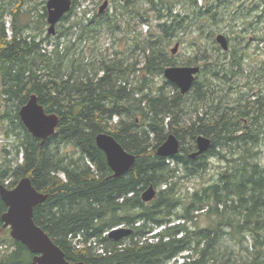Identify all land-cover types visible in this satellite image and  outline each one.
Here are the masks:
<instances>
[{
	"label": "trees",
	"instance_id": "trees-1",
	"mask_svg": "<svg viewBox=\"0 0 264 264\" xmlns=\"http://www.w3.org/2000/svg\"><path fill=\"white\" fill-rule=\"evenodd\" d=\"M124 1L127 5L133 3L132 0ZM145 1L157 14L158 31L142 38L140 46L135 44L143 54L141 68L120 58H102L100 67L90 73L88 66L71 56L70 49L76 40H93L97 30L107 26L109 21L102 18L92 17L85 23L84 17L74 21L59 31V35L73 34L78 26L75 41L62 48L55 42L51 51L41 48L49 34L40 39L36 35L22 38L20 28L14 25L8 39L4 24L0 22V93L10 111L2 117L9 120L11 133L18 136V148L22 153L21 164L7 163L0 167V183L13 188L21 178L28 177L35 189L46 195L45 201L34 207L33 220L70 262L264 264V170L249 162V157L254 155L249 147L244 149L248 153L245 165L226 173L220 183L202 187L185 198L176 188L179 167L185 170L181 177H192L206 168L207 156L217 155V145L235 140L240 147L241 143L249 145L256 140L257 134L250 129L238 136L233 133L239 129L240 116L253 121L261 116L264 119V96L246 100L244 108L235 114L227 105L217 113L216 105L213 112L205 111L180 129L177 113L182 110L184 97L178 87L165 82L173 89L167 96L163 87L155 91L146 81L150 75L162 74L166 66L175 65V57L165 49V43L186 27L188 18L190 22L210 18L206 15L212 8L203 9L198 5L199 0H180L191 7L190 13L181 16L180 12H172L173 5H167L168 0ZM75 5L76 0H72L71 9L61 21L69 20ZM115 7L119 8L117 4ZM43 9L40 23L45 22L47 13L45 6ZM129 10L132 9H126L127 14ZM146 15H141V21L148 23ZM191 16L194 19L191 20ZM237 61L232 57L227 75H234ZM188 63L197 65L191 60ZM215 69H210L211 76L215 75ZM136 70L143 72L140 87L135 88L139 96L128 86L129 75ZM203 70L200 66L198 74ZM198 74L191 89L197 92L196 100L206 102L210 84L199 82ZM204 87L206 90L202 91ZM33 93L45 112L59 116L54 134L43 142L28 132L18 114ZM139 115L143 116L142 125L136 123ZM115 116L119 120L112 124L110 121ZM165 125L178 139L184 132L189 134L192 141L188 146L191 150L194 148L193 151L196 150L195 137L199 134L209 137L211 145L205 153L192 158L193 151L189 153L190 149L184 148L179 140L177 154L159 156L156 148L166 138ZM99 132L111 134L126 151L135 155L126 173L113 176L104 152L95 143V135ZM150 134L156 139L153 144L149 142ZM69 146L71 149L67 150ZM242 171H247L246 176L239 179ZM150 185L156 189V199L144 202L141 193ZM180 205L182 211L177 212ZM5 210L6 205L0 199V216ZM195 211H204L214 217V225L189 229L187 223L194 221ZM118 225L130 227L132 233L120 240L104 234ZM218 225L233 228L238 234L249 232L256 240L254 253L242 261L222 257L215 246L220 232ZM157 228L159 230L153 233ZM90 240L101 245L103 253L97 252L92 242L88 245ZM9 242L12 250L0 259V264H31L33 254L28 248L10 235ZM78 245L83 247L78 248ZM178 256L182 261L178 262Z\"/></svg>",
	"mask_w": 264,
	"mask_h": 264
},
{
	"label": "rangeland",
	"instance_id": "rangeland-1",
	"mask_svg": "<svg viewBox=\"0 0 264 264\" xmlns=\"http://www.w3.org/2000/svg\"><path fill=\"white\" fill-rule=\"evenodd\" d=\"M104 1L76 0L69 20L67 22L60 20L55 25L53 34L48 32L47 13L45 22L40 23L41 14L44 12L43 7H46L47 0H0V22L4 24L8 39L13 34L14 25L20 28L22 38L27 35H36L37 39H40L49 34L48 40L42 43L41 48L51 51L55 42H59V48H62L66 44L70 46L75 41L78 26H75L77 29L73 30V34L59 35V31H63L74 21L84 17L85 23L92 17L102 18L109 21L107 26L98 29L93 40H76V44L70 49L71 56L78 58L85 66H88L90 73L100 67L102 58L108 60H113V57L116 60L120 58L132 66L135 65L136 68H141L144 63L143 54L140 47L135 44L140 46L142 38H147L150 33L154 34L158 31L157 14L145 0H132L133 3L130 5H127L124 0H107L106 8L102 13H99L98 8ZM116 4L119 7L117 10L115 9ZM167 5H173L172 12H180L181 16L190 13L191 10L187 3L180 0H168ZM198 5L203 9L205 7L212 8V11L206 15L210 18L202 17L191 22L188 18L185 21L186 27L176 36L171 37L170 41L164 45L165 49L175 57V65H191L188 63L191 60L204 67V70L198 74L197 80L204 84H210L205 95L206 102L195 99L197 93H195V89L182 94L184 97L183 107L177 113L180 129L190 124L205 111L213 112L216 105L217 113H221L222 107L227 105L233 109L230 112L235 114L238 112L237 110L244 108L243 104L246 100L252 101L259 95L264 96V0H199ZM128 8L132 10H129L127 14L126 9ZM145 13L149 19L148 23L141 21V15H145ZM219 33L224 34L228 39L229 49L227 51H224L215 40ZM176 42L179 43V46L176 53H172L171 50ZM232 57L237 58L238 65L234 69V75H227ZM205 63L208 64L207 68ZM214 67H216V73L211 76L210 69ZM142 73V70L130 73L129 89L140 87ZM167 81L162 73L150 75L146 82L155 91L158 87H163L167 96H170L173 89L165 83ZM1 88L0 84V90ZM136 89L135 96H139L140 93ZM203 89L205 91L206 87ZM5 104L6 101L0 93V167L7 163L12 166L22 163V153L18 148V136L11 133L9 120L2 117L6 111H9ZM224 114L228 115L229 113ZM118 120V116H115L110 122L116 124ZM142 120L143 116L139 115L136 123L142 125ZM167 120L168 118L164 122L166 123ZM239 122V129L233 134L238 136L250 129L257 134L256 140L253 143L249 142V145L241 143L240 147L235 140L217 145V155L207 156L206 168L192 177H181L185 170L183 167H179L178 176L180 179L177 180L176 188L181 196L185 198L202 187L215 182L218 184L221 182L222 176H226V173L234 172L240 166H244V159L248 156L247 151L244 150L246 147H249V150L254 154L249 157V162L256 163L259 168L264 170V119L261 116L259 120L253 121L250 117L240 116ZM165 130L166 136L171 133L168 132L166 125ZM182 136H180L181 139L179 138L182 140V146L190 149L191 147L188 146L192 141L190 135L184 132ZM155 140L154 134H150L149 142L153 144ZM66 149L70 150L71 147ZM193 149H190L189 153ZM171 165L173 163H170ZM246 172L242 171L239 179H243ZM59 175L64 178L62 173ZM220 209L222 207H219ZM176 211L181 212L182 205ZM194 214L196 215L194 221L187 223L189 229H206L214 225L215 218L204 211H195ZM177 221V219L174 220L176 223ZM219 227L220 225H218V229ZM158 230L159 228L155 229L153 233ZM9 235V228L0 226V259L12 250ZM255 243V237L247 231L238 234L233 228L220 227L215 246L222 257H229L231 261H242L254 253ZM81 247L83 246L80 245L78 248ZM176 259L178 262L182 261L181 256Z\"/></svg>",
	"mask_w": 264,
	"mask_h": 264
},
{
	"label": "water",
	"instance_id": "water-1",
	"mask_svg": "<svg viewBox=\"0 0 264 264\" xmlns=\"http://www.w3.org/2000/svg\"><path fill=\"white\" fill-rule=\"evenodd\" d=\"M72 0H47L48 32H55V25L71 9ZM107 6L105 0L98 8L102 13ZM220 47L229 49L226 36L219 33L215 37ZM179 43L176 42L172 53H176ZM200 71L199 65H168L163 70L164 77L174 83L181 94L190 91L194 79ZM19 117L28 132L42 142L53 135L59 123V116L55 113H47L39 103L36 94H31L27 102L19 108ZM196 150L190 156L193 158L205 153L211 139L199 134L195 137ZM96 146L106 156L107 164L117 177L126 173L135 161V155L126 151L121 144L109 133L99 132L95 135ZM180 141L173 133H169L164 141L156 148V153L162 157H170L179 152ZM156 189L150 185L141 193L144 202L153 200ZM0 199L5 203L6 210L1 214L0 221L3 227L9 228L10 236L24 244L31 254V264H86L83 261L70 262L66 260L63 251L51 240V238L33 220V210L37 204L45 201L46 195L37 191L28 177L21 178L13 188H7L0 183ZM132 233L130 227H119L110 231L109 237L120 240Z\"/></svg>",
	"mask_w": 264,
	"mask_h": 264
},
{
	"label": "built area",
	"instance_id": "built-area-1",
	"mask_svg": "<svg viewBox=\"0 0 264 264\" xmlns=\"http://www.w3.org/2000/svg\"><path fill=\"white\" fill-rule=\"evenodd\" d=\"M120 226H122V225H119V226H116V227H120ZM116 227L111 228V230L114 229V228H116ZM109 232H110V230L109 231H106L104 234L108 235ZM91 242L93 243V245L95 247H97V252L103 253V248H102L101 245L97 246L96 242L93 241V240H90L87 244L90 245ZM79 246L80 245H78L77 247H79Z\"/></svg>",
	"mask_w": 264,
	"mask_h": 264
},
{
	"label": "bare ground",
	"instance_id": "bare-ground-1",
	"mask_svg": "<svg viewBox=\"0 0 264 264\" xmlns=\"http://www.w3.org/2000/svg\"><path fill=\"white\" fill-rule=\"evenodd\" d=\"M204 91V90H203ZM113 228V227H112ZM109 230H111V229H109ZM109 230H107V231H109Z\"/></svg>",
	"mask_w": 264,
	"mask_h": 264
},
{
	"label": "flooded vegetation",
	"instance_id": "flooded-vegetation-1",
	"mask_svg": "<svg viewBox=\"0 0 264 264\" xmlns=\"http://www.w3.org/2000/svg\"><path fill=\"white\" fill-rule=\"evenodd\" d=\"M227 38V37H226ZM228 40V39H227Z\"/></svg>",
	"mask_w": 264,
	"mask_h": 264
}]
</instances>
